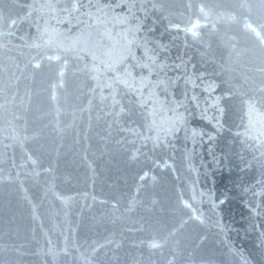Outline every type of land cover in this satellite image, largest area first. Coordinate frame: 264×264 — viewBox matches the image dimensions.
Segmentation results:
<instances>
[{"label": "water", "instance_id": "obj_1", "mask_svg": "<svg viewBox=\"0 0 264 264\" xmlns=\"http://www.w3.org/2000/svg\"><path fill=\"white\" fill-rule=\"evenodd\" d=\"M0 264H264V0H0Z\"/></svg>", "mask_w": 264, "mask_h": 264}]
</instances>
